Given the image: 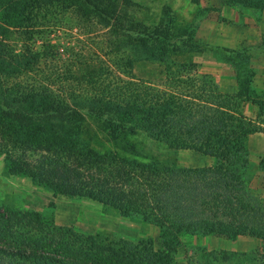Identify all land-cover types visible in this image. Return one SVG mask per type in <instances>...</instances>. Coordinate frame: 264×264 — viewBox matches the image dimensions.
<instances>
[{
	"label": "trees",
	"instance_id": "trees-1",
	"mask_svg": "<svg viewBox=\"0 0 264 264\" xmlns=\"http://www.w3.org/2000/svg\"><path fill=\"white\" fill-rule=\"evenodd\" d=\"M227 3L264 9V0ZM133 5L0 0V157L8 177L156 226L162 248L150 238L81 233L57 225L52 215L0 202V264H177V243L187 235L264 240V204L249 194L246 179L250 136L264 134V91L253 86L250 50L212 48L237 73L238 90L224 93L213 77L197 71V63L172 60L186 45L201 52L198 43L185 44L184 34L169 37L170 22L153 31L146 22H132ZM64 8H78L82 22L104 28L119 23L113 29L119 48L138 49L137 55L114 52L102 65L85 63L80 74L58 68V47L49 38L39 47L37 41L52 32L48 16ZM137 63L159 67L161 84L138 79ZM247 103L258 108L256 119L245 115ZM146 141L216 163L189 168L164 162ZM222 254L225 260L237 255ZM218 255L210 252L208 263L216 264Z\"/></svg>",
	"mask_w": 264,
	"mask_h": 264
},
{
	"label": "rangeland",
	"instance_id": "rangeland-1",
	"mask_svg": "<svg viewBox=\"0 0 264 264\" xmlns=\"http://www.w3.org/2000/svg\"><path fill=\"white\" fill-rule=\"evenodd\" d=\"M133 2L134 5L130 11L132 22H146L151 26L152 31L161 22H170L172 25H170L169 30L172 29L173 32L169 33V37L184 34L186 38L183 40L187 42L185 44L195 42L203 49L196 53L192 51L191 45H186L181 55H172V60L197 63L199 65L198 72L208 74L213 78L212 72L217 69V66H220L219 64L222 66L230 64L226 62L224 55L212 50V48H216L214 44L197 40V30L201 22L205 16L210 14L218 17L219 21L222 19L227 21L225 18L227 16L232 22L234 21L233 18L236 17V11L255 10L242 7L235 8L228 4L230 9L224 13L218 8V0H133ZM61 10L66 12L55 11L48 16L47 22L52 27V32L37 41L39 47L49 38L58 47L61 56L58 68H62L66 72L79 71L80 74L85 69L83 67L85 63L102 65L104 62L107 63L115 58L114 52H125V56L131 53L137 55L138 49L122 48L121 50L119 48L121 41L117 40L114 35L115 30H113L119 29V23L116 22L114 28H112L113 25L104 28L92 21L82 22L76 15L78 8ZM249 15V12H246L245 17L243 16L241 20L247 21L246 18ZM252 15L254 17V14ZM91 18L94 21V18ZM174 29L176 30L174 31ZM136 32L138 31L135 30ZM11 41L17 44L18 37L12 36ZM258 45L257 43L256 46ZM242 49L229 48V50ZM255 49L257 48L253 47V50H250L248 54L254 61L257 72H263V59ZM92 58H95L94 62L91 61ZM230 66L233 68L232 65ZM160 71L159 67L137 63L134 74L138 79L151 80L158 86L163 77L160 75ZM191 73L194 74L195 72L191 71ZM69 82L80 86L77 79H71ZM253 86L260 92L264 88V83L262 80L255 79ZM146 142L148 147H151L152 153L159 156L164 162L176 160L178 165L189 168L213 166L216 163L215 159L193 151L174 153L155 143ZM249 149L251 165L246 177L247 189L255 200L264 204V171L260 168L261 161H264V140L254 137L252 147L249 145ZM0 202L24 210H34L52 215L57 225L71 226L81 233H100L113 239L130 241L150 238L153 240L156 249H161L163 246L160 230L152 224L145 223L141 218H125L116 213L106 212L100 203L90 199L55 197L48 191L34 186L28 178L6 176L3 157H0ZM210 252L219 253L218 259H215L216 264H238L243 260H246L244 264H264L263 259H260L264 254V240L262 239L194 235H187L179 239L175 256L176 263L209 264L208 259L211 257H207V255ZM222 252L237 253V255L233 259L225 260ZM242 254H245L248 259L242 257Z\"/></svg>",
	"mask_w": 264,
	"mask_h": 264
},
{
	"label": "crops",
	"instance_id": "crops-1",
	"mask_svg": "<svg viewBox=\"0 0 264 264\" xmlns=\"http://www.w3.org/2000/svg\"><path fill=\"white\" fill-rule=\"evenodd\" d=\"M219 9L224 13L229 10L227 0H218ZM246 12H249V16L246 18L247 21L241 20ZM254 14V17L253 15ZM245 17V16H244ZM226 20L219 21L218 17L213 14L205 16L197 30V40L203 42H209L214 44L219 49H241L245 48L253 50L256 47L257 53L261 55L263 59L264 68V9L262 10H248V11H236V17L234 21H230L228 17ZM259 44L256 46V44ZM213 46V45H212ZM214 47V46H213ZM253 67L255 68L254 61H252ZM216 70L212 72L215 78V82L219 89L224 93H235L238 90L237 73L234 68L230 65L219 64ZM223 67V68H222ZM256 69V68H255ZM256 78L262 80L264 83V71L257 72ZM264 91V88L261 92ZM245 115L251 119H256L258 115V108L252 103H247L244 109ZM254 137H259L264 140V134H254L250 136L249 145L252 147V141Z\"/></svg>",
	"mask_w": 264,
	"mask_h": 264
}]
</instances>
